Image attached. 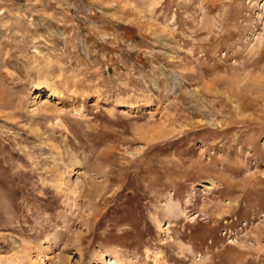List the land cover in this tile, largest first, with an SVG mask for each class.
Instances as JSON below:
<instances>
[{
    "label": "rangeland",
    "instance_id": "rangeland-1",
    "mask_svg": "<svg viewBox=\"0 0 264 264\" xmlns=\"http://www.w3.org/2000/svg\"><path fill=\"white\" fill-rule=\"evenodd\" d=\"M0 264H264V0H0Z\"/></svg>",
    "mask_w": 264,
    "mask_h": 264
}]
</instances>
